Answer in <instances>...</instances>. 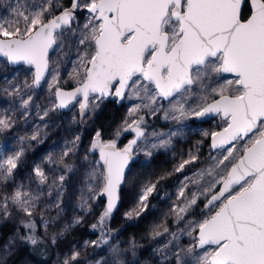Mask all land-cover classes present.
<instances>
[{"label":"snow or ice","instance_id":"obj_1","mask_svg":"<svg viewBox=\"0 0 264 264\" xmlns=\"http://www.w3.org/2000/svg\"><path fill=\"white\" fill-rule=\"evenodd\" d=\"M0 6L5 8L0 62L25 72L20 82L4 77L0 97L7 106L0 109V133H11L18 119H28L36 106L31 90L42 82L51 106L37 112L41 121L78 105L83 122L106 99L128 102L116 139L106 141L95 132L83 156L78 206L90 213L92 203L104 198L99 220L90 225L100 237L72 245L57 264H81V248L103 245L110 248L111 264H130L135 243L122 250L110 243L111 230H104L122 200L130 165L141 153L151 160L172 149L187 121L213 117L222 126L202 133L212 150L208 165L199 166L203 141H197L196 150L182 153L171 171L140 187L125 217L147 211L160 181L178 175L169 213L183 227L170 232L158 225L152 232L153 237L171 236L157 250L161 264H264V0H0ZM57 49L71 53L64 74L51 60ZM157 117L176 127L153 133L156 139L148 141L146 125ZM40 127L48 123L18 142L38 140ZM122 135L127 143L118 147ZM80 142L77 133L65 141L58 159L49 154L47 171L34 164L27 183L16 182L25 149L13 148L8 138L0 143V223L20 225L0 250V264L15 252L17 241L35 248L48 237L49 224L65 211V182L76 171L69 161H79ZM93 153L98 159L91 158ZM53 208L56 217L46 219ZM197 214L199 219H193ZM83 222L82 215H75L50 243ZM183 236L191 238L187 247L180 244Z\"/></svg>","mask_w":264,"mask_h":264},{"label":"trees","instance_id":"obj_2","mask_svg":"<svg viewBox=\"0 0 264 264\" xmlns=\"http://www.w3.org/2000/svg\"><path fill=\"white\" fill-rule=\"evenodd\" d=\"M50 55H52V53ZM51 60L52 63H54L53 58H51ZM64 87H69V85H64ZM34 91L36 92L34 101L46 103V100H48L46 96L47 91L41 87ZM125 109L124 102L117 105L115 101L108 99L107 101L104 100L85 121L81 122L78 117L82 131L80 142L81 151L78 153L79 159L82 152H87L95 132L99 131L103 139L110 138L120 126L121 121L125 118ZM194 139L193 136H187L185 139H177L172 149L165 152H157L151 160L140 161L139 158H137L130 167V171L126 173V184L123 186L122 200L118 210L114 211L112 217L105 221L104 225H108L109 227H104V230H111L109 232L111 240H118L119 247L122 250L130 249L131 245L135 243V258L139 264H159L157 256L152 250V246L157 242L159 237H153L152 232L158 225L167 226L169 229L172 228L170 225L173 216L169 213L171 199L170 197H166L165 194L163 196L161 195L174 186L178 175H172L160 181L157 192L150 197L149 209L143 212L139 217L128 219L125 217L124 213L133 206L140 187L148 181H154L161 174L171 171L180 155L182 153L186 154L189 149L193 148ZM201 140L203 144L199 151L200 154L203 155L208 152L206 149L208 147V140L205 138ZM121 142H123V138L120 139V143ZM70 162L77 163L79 161L73 159ZM40 211L44 210L40 209ZM102 212L103 201L101 199L92 203V211L90 213L78 211L76 214L84 217L83 224L70 228L63 237H58L55 245L50 243V238L56 235L63 226L54 230L51 234L49 230L53 229V227H50V223L48 228V234L50 235H48L44 243L33 248L31 245L18 241L16 255L9 258L6 264H14L16 259L20 256L38 264H57L58 258H62L72 245L79 247L83 245L85 240L99 239L100 231H93L90 225L97 223ZM51 213L52 209H49L45 218L50 219ZM37 217H39V215H37ZM37 217L36 219L38 222ZM37 225V234L42 236L40 232L42 228L39 227L38 223ZM2 228L5 229L4 231L10 229L7 223L3 224ZM159 230L162 231L163 229L160 228ZM21 231H23L22 228ZM105 246L106 245L97 248H81V264H86L88 259L96 257ZM131 258L133 260V257H131L129 253L128 259L130 260Z\"/></svg>","mask_w":264,"mask_h":264},{"label":"rangeland","instance_id":"obj_3","mask_svg":"<svg viewBox=\"0 0 264 264\" xmlns=\"http://www.w3.org/2000/svg\"><path fill=\"white\" fill-rule=\"evenodd\" d=\"M35 2H39V0H35ZM5 12V8L3 6H0V14H3ZM81 19H83V16H81ZM71 53L64 49L63 51L57 49L54 52H52L51 58H53L54 63L53 66H56L58 64L59 70L62 74H64L66 71H69L70 69L67 67V60L70 58ZM7 76L8 78H12L13 76L16 77V80L14 82H20L25 78V72H13V69L8 67V65L3 64L0 62V87H4V77ZM63 77V76H62ZM66 78V77H63ZM28 80L30 82L31 77H28ZM41 88L47 91V99L46 103H39L38 101H34V105L31 108V115L28 117L27 120L24 119H18V123L16 125V128L12 130L11 133H0V143L5 142V138H8V143L13 148L23 147L25 149L24 156L22 157L21 166L18 169L19 175L17 176L16 182H24L27 183V177L30 175L31 168L34 164H41V166L45 167L46 171L49 170L52 166L47 163L46 158L51 154L54 159H58L61 153V148L64 145L65 141L71 140L77 133L82 135V131L80 128V123L78 120L79 117V111H78V105H75L71 110L67 112H57V113H50L49 118H46L45 121H41L37 115L38 111H43V109L51 106V97L50 93L47 89L46 83H42ZM35 90V89H34ZM34 90V99L36 92ZM125 112H127L128 102L125 101ZM7 105L4 102V98L0 97V109L6 107ZM165 107H167V103L165 102ZM22 111V110H21ZM93 111L90 113L92 114ZM89 114V115H90ZM20 116V113H17V117ZM73 117H76V122H73ZM45 122L48 123V127H40V136L38 137V140L33 141L31 139L25 140L22 144L19 143V137L21 136H27L30 137L34 130H36L37 125L42 126ZM187 127L184 130L183 135L179 137L173 138V144L177 139H185L187 136H193L194 139V146L192 148L193 151L196 150L197 141H201L204 136L202 135L205 131H215L219 129L222 126V122L218 117H215L214 119L210 120L207 123L201 124V123H195L192 120H189L186 122ZM176 127L174 122H167L163 120L160 117L149 119L148 123L146 125V136L148 138V141H153L156 139V136L153 135V133L159 134V133H165L167 134L170 130H173ZM116 132V130H115ZM115 132L110 136V138H105L104 140L109 139H116ZM124 135H127L126 133ZM124 135H122L118 141L123 138V142H126L127 140L124 139ZM94 138V137H93ZM92 138V140H93ZM92 142V141H91ZM122 142V143H123ZM89 149V148H88ZM207 151L203 155L200 154V164L199 166L201 168L206 167L208 165L209 159H210V152L209 148H206ZM170 150V149H169ZM168 150V151H169ZM200 150V149H199ZM217 152L220 150L217 149ZM88 152V150H87ZM165 152V151H160ZM84 153L82 152L79 162L74 163L76 164V171L74 173L68 174V179L66 180V192H65V204L64 208L65 211L61 212L59 217L56 218V223H51L50 227H53V229L49 230V232L52 234L54 230H57L61 228L64 224L71 222L73 217L77 215L76 213L78 211H81L79 208V193L76 191L78 188L81 187L82 178H85V169L82 167V161ZM92 159H97V153L91 154ZM138 158L140 161H148L146 157L143 156L141 153L138 155ZM25 163V164H23ZM69 163H73L70 162ZM58 174V173H57ZM53 178V174L50 173V180ZM179 179V176L174 184V186L170 189H168L166 192H164L161 196L165 194L166 197H170L171 204L174 202L175 194L177 191V181ZM57 210L52 209V213L50 214V219L56 217ZM125 215V213H124ZM38 218V224H39V217ZM193 219H199V214L192 217ZM7 223L10 227L8 231H4L5 229L2 228V225ZM20 227L18 224H14L11 220L0 223V250L3 249V246L8 242L9 237H13L16 235L15 229ZM40 227V226H39ZM104 227H109L108 225H104ZM170 232L177 231L178 228L183 227V224L177 225L174 222V217L172 218V222L170 225ZM41 234L43 235V230L40 229ZM50 235V234H48ZM171 239V236L168 234L159 236V239L156 243L152 246L153 252L157 256V261L159 264L162 262V255L158 249H162L164 243ZM191 242V238L187 236H183L180 240V244L184 247H187V245ZM18 243V241H17ZM110 243L113 246H119V242L116 239H112ZM18 250V244H16V250L15 252L7 257L6 262L9 258L16 255ZM164 251H167V249H164ZM136 260V258H133ZM104 260L106 264H111L112 257L110 254V248L108 245H106L100 254H98L96 257H93L91 259H88L86 261V264H97V261ZM132 258L129 260L131 264ZM5 262V264H6ZM14 264H38L36 262L28 261L27 259L22 258V256L18 257L16 259V262ZM164 264H170V262H164Z\"/></svg>","mask_w":264,"mask_h":264},{"label":"water","instance_id":"obj_4","mask_svg":"<svg viewBox=\"0 0 264 264\" xmlns=\"http://www.w3.org/2000/svg\"><path fill=\"white\" fill-rule=\"evenodd\" d=\"M8 67H10V68H12V66H10V65H8ZM43 83V82H42ZM74 86V85H73ZM67 88V87H66ZM108 99H106L105 101H107ZM116 102V101H115ZM123 102H116V104L117 105H120V104H122ZM75 105H71L68 109H63V110H60V112H67V111H69V110H71L73 107H74ZM78 107V106H77ZM78 111H79V108H78ZM215 117H213V118H208V122L210 121V120H212V119H214ZM195 123H207V122H202V121H195ZM217 130H219V129H217ZM127 143V141L126 142H124L122 145H118V147H123V145L124 144H126ZM208 147H209V150L210 151H212L211 150V148H210V141L208 140ZM97 159H98V153H97ZM137 160V156L135 157V161ZM132 165H130V167H131ZM102 201H104V198L103 197H101L100 198ZM120 205V204H119ZM119 205H118V207H119Z\"/></svg>","mask_w":264,"mask_h":264},{"label":"flooded vegetation","instance_id":"obj_5","mask_svg":"<svg viewBox=\"0 0 264 264\" xmlns=\"http://www.w3.org/2000/svg\"><path fill=\"white\" fill-rule=\"evenodd\" d=\"M124 143V142H123ZM122 142L120 143V140L118 141V145H122L123 144Z\"/></svg>","mask_w":264,"mask_h":264},{"label":"bare ground","instance_id":"obj_6","mask_svg":"<svg viewBox=\"0 0 264 264\" xmlns=\"http://www.w3.org/2000/svg\"><path fill=\"white\" fill-rule=\"evenodd\" d=\"M212 152V151H211Z\"/></svg>","mask_w":264,"mask_h":264}]
</instances>
